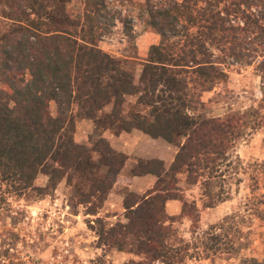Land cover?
Instances as JSON below:
<instances>
[{
	"label": "trees",
	"instance_id": "obj_1",
	"mask_svg": "<svg viewBox=\"0 0 264 264\" xmlns=\"http://www.w3.org/2000/svg\"><path fill=\"white\" fill-rule=\"evenodd\" d=\"M66 1L14 0L9 5L7 17L13 25L0 37V81L8 87L0 88V186L21 194L43 172L47 180L40 190L50 193L76 171L93 173L89 150L73 138L76 104V115L92 118L95 128L103 121V129L136 128L169 143L182 137L168 168L156 157L139 160L132 168V174L151 173L156 179L143 193H125L127 221L102 228L99 243L121 246L127 236L134 237L142 256L123 264H186L191 258L236 253L242 246L238 230L224 226L231 216L211 225L198 236V243L179 234L175 223L196 207L183 199L175 174L184 171L188 184L219 174L237 141L264 124L260 110L210 116L201 99L204 91L227 80L223 67L227 58L249 63L258 45L264 44V0H168L167 7L159 9L148 0L140 3L145 25L160 39L149 46L138 82L129 69L116 68V57L98 46L115 26L111 0H82L75 34L64 28H40L67 19ZM123 29L131 38V27ZM134 94L148 111L124 117L121 104L125 95ZM52 100L56 115L49 109ZM109 102L110 112L103 119L97 117ZM92 149L100 154L96 164L106 166L108 173L93 177L75 200L88 204V212L94 213L127 156L101 135ZM261 197L259 202L264 203V194ZM168 199L181 200L177 214L167 213ZM241 264L261 263L244 257Z\"/></svg>",
	"mask_w": 264,
	"mask_h": 264
},
{
	"label": "rangeland",
	"instance_id": "obj_2",
	"mask_svg": "<svg viewBox=\"0 0 264 264\" xmlns=\"http://www.w3.org/2000/svg\"><path fill=\"white\" fill-rule=\"evenodd\" d=\"M13 1L0 0V37L13 25L7 17ZM144 1L111 0L115 26L111 34L103 36L98 42L102 50L116 57V68L129 69L133 73L135 82H138L148 57L149 46L160 39L154 30L145 25L140 6ZM148 1L153 9L168 5V0ZM64 7L65 21L60 19L58 21L61 22L41 24L40 28L48 31L64 28L75 34L81 18L82 0H67ZM124 25L131 27V38L124 34ZM258 49L254 57H249V63L232 58L224 61L227 80L201 94V99L207 102L208 115L225 117L231 113H252L255 110L264 113V70L259 68V65L264 67V44L258 45ZM0 88L8 90L2 81ZM111 106L112 102L104 105L97 112V117L103 119ZM49 109L52 115H56L57 106L53 100ZM147 111L148 106L137 102L136 94L125 95L121 104L122 116ZM73 115V138L89 150L94 164L93 173L88 175L76 171L72 178H63L50 193L40 190L47 180L43 172L37 174L33 187L21 194L9 192L1 185L0 264H123L142 256L134 237L127 236L126 243L121 246H108L99 243V232L102 228L106 230L118 222L127 221L121 202L124 193L145 189V185L130 171L135 162L150 155H159L165 161V168H168L167 160L174 154L182 137H177L175 143H168L151 140L138 131L115 141L114 134L124 130L103 129V121L95 128L92 118L76 115V104L73 105ZM105 130L111 133L112 148L115 150L114 146H124L130 156L124 168L115 174L114 184L102 205L93 213L88 212L91 211L88 204L76 202L75 194L81 189L86 190L93 177L108 173L106 166L96 164L101 159L100 154L92 149L95 140L103 136ZM263 168L264 124L249 130L237 141L219 174L195 184L185 181L184 171L175 174L177 184L184 193L183 199L196 207L191 214L175 223L179 234L198 243V236L205 235L211 225L225 216H231L224 226L238 230L237 236L242 243L236 253L191 258L186 264H241L244 257H255L264 264V203L259 202L264 194ZM177 202L181 204V200Z\"/></svg>",
	"mask_w": 264,
	"mask_h": 264
},
{
	"label": "crops",
	"instance_id": "obj_3",
	"mask_svg": "<svg viewBox=\"0 0 264 264\" xmlns=\"http://www.w3.org/2000/svg\"><path fill=\"white\" fill-rule=\"evenodd\" d=\"M138 131H140L142 134H144L145 136H148L151 140H164V139H162L161 137H157V138H154V137H151V136H149L148 134H146V133H144V132H142L141 130H139V129H133V130H130V131H121V132H119V133H115L114 134V140L115 141H117L118 139H120V138H123V137H126L127 135H132V134H136L135 132H138ZM109 131L108 130H105L104 132H103V137H105L106 139H107V141L109 142V144H110V146L112 147V145H111V143H112V141L113 140H111L110 139V137H111V133H110V135H109ZM164 141H166V140H164ZM167 142V141H166ZM169 143V142H168ZM114 148H115V150H117V151H119V152H123V153H125L126 154V159H129V154H130V152L129 151H127V149H125V147L124 146H114ZM178 148V147H177ZM177 148H176V150H174V154H172V156H171V158L169 159V160H167V162H168V164H170L171 163V161L173 160V158H174V155H175V152L177 151ZM154 157H156V158H160V159H162L163 160V158H161L159 155H150L149 157H147L146 159H149V158H154ZM126 159H125V161H126ZM137 162L138 161H136L135 162V164L131 167V169H130V171L132 170V168L137 164ZM163 162H164V165H166L165 164V161L163 160ZM125 163L126 162H124V165H125ZM124 165H123V167L121 168V169H123L124 168ZM132 173V172H131ZM133 176H135L140 182H142L144 185H145V189L144 190H128V191H133V192H136V193H143V192H145L148 188H150L152 185H153V183H154V181H155V179H156V177H155V175H153V174H151V173H144V174H140V175H136V174H133ZM127 191V192H128ZM124 195H125V193H124ZM123 195V196H124ZM123 196H122V198H121V202H122V200H123ZM178 200H175V199H168L167 201H166V203H165V209H166V211H167V213L168 214H177L179 211H180V207H181V204H179L178 202H177ZM177 202V203H176ZM169 207H172V210H168V208Z\"/></svg>",
	"mask_w": 264,
	"mask_h": 264
}]
</instances>
